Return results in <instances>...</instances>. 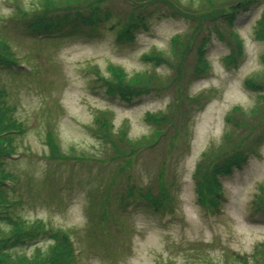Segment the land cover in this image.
<instances>
[{
    "label": "rangeland",
    "instance_id": "obj_1",
    "mask_svg": "<svg viewBox=\"0 0 264 264\" xmlns=\"http://www.w3.org/2000/svg\"><path fill=\"white\" fill-rule=\"evenodd\" d=\"M17 1L32 8L37 0H0V34L11 41L21 67L33 69L26 74L0 66V87L7 89L16 118L27 128L14 141L18 156L8 159L4 167L15 178L7 183L8 198L15 204L9 214L74 232L78 264H254L256 245L264 242V211L253 213L250 201L264 180V137L254 151L247 150L241 166L219 176L223 192L219 209L198 203L193 173L203 151L217 145L227 151L228 145L223 144L230 128L226 113L234 106L249 110L264 97V88L257 91L244 84L252 72L264 73V40L256 31L264 15V0H253L246 8L234 5L233 24L216 23L223 39L210 24L204 52L209 68L198 78L193 67L199 37L182 47L176 58L170 39L177 34L184 38L192 32V24L181 15H171L163 4L141 8L143 26L131 28V39L118 40L116 34L133 12L125 0L106 2L113 14L95 29L72 20L73 32L59 29L52 33L57 37L47 39L10 21L7 24ZM171 2H192L191 10L200 8L198 0ZM237 35L243 42L242 54L227 64ZM151 50L159 51L166 63L154 65L143 59ZM111 64L128 76L157 73L169 79L171 86L129 101L121 99L108 93L88 69L95 65L101 77H108ZM180 73L191 95L211 94L190 109L182 126L175 121L179 128L175 136L169 127L157 144L140 149L133 157L126 156L127 151L132 154L129 147H122L125 150L117 157L109 143L99 140L95 129L101 124L96 125L94 119L103 112L113 114L110 136L116 138L114 134L122 131L131 140L149 135L148 112L163 110L178 117L177 106L170 112L169 107L180 89ZM215 161L211 157L200 176ZM126 164L130 166L121 168ZM131 182L150 187L153 193L166 189L171 212L156 211L137 193L128 198L125 191ZM104 209L102 221L99 212ZM0 226H8L4 218ZM50 234L17 251L30 254L36 247H46L53 240Z\"/></svg>",
    "mask_w": 264,
    "mask_h": 264
},
{
    "label": "trees",
    "instance_id": "obj_2",
    "mask_svg": "<svg viewBox=\"0 0 264 264\" xmlns=\"http://www.w3.org/2000/svg\"><path fill=\"white\" fill-rule=\"evenodd\" d=\"M108 1L110 0H37L32 8L17 1L7 24L9 25L10 21L12 26H20L32 33L41 34L42 38L47 39L57 37L58 35L53 34L58 32L59 29L65 28L66 31L70 30L69 32H73L76 25L72 24V20H78L82 25L95 29L113 14L109 6L105 5ZM125 1L131 5L133 12L131 15H126V18L130 15L129 20H125L123 24L121 22L120 28L116 30L118 40L131 39V28H136L138 25L143 26L144 18L138 12L141 8H145L148 5L163 4L164 7L170 9L171 15H181L184 19L191 22L192 32L188 33L184 38L177 34L170 39L171 50L177 58L181 55L180 49L182 47L191 45L195 38L199 37V45L196 47L197 62L193 67V74L198 78L209 68L208 63L204 59V52L210 38V24L214 25V31L223 39V34L216 27V23L219 20H225L232 25L236 13L234 5L239 3V6L246 8L249 2L253 0H221L223 2L221 4H216L215 0H198L200 2L199 7L201 8L198 10L190 9L188 5L193 4L192 2L180 5L179 3L173 4L171 0ZM134 13L137 14L136 19H132ZM124 19L123 17L122 20ZM256 31L257 37L264 40V15L257 22ZM234 39V46L226 59L227 64L235 62V55L242 54V40L239 39L238 35ZM143 59L152 62L154 65L165 62L164 57H162L159 51L155 50L144 54ZM262 60L264 61V54ZM19 64L20 59L17 58L11 41L0 34V66L7 67L13 72L18 73L20 71L17 69ZM88 69L94 72L95 81L103 85L108 93L116 94L119 98L127 101L140 94L151 91L159 92V89H166L171 86L169 79L161 78L157 73H135L132 76H128L122 68L111 64L108 66V77H101L95 65L89 66ZM21 70L26 73V70ZM31 71L33 69L30 67V71L26 74H31ZM176 75L178 76V72H176ZM174 78L176 76H173ZM179 78L177 86L179 85L180 89H177V92L175 91L176 94L173 95L175 97L172 99L169 107L170 112L172 106H177L179 110L178 117H174L176 116L175 114L173 116V114H168V112L163 110L148 112L146 120L152 128L149 135H144L138 140H131L122 131L114 134L117 135L116 138L110 136L113 126V114L103 112L94 119L96 125L99 122L101 124L95 129V131L99 132V140L103 143H109L117 157L120 151L125 150L122 147H129L132 154L127 151L126 156L132 155L133 157L140 149H144L148 145L157 144L169 127L172 128V136H175L179 129L176 122H179L182 126V121L184 122L188 118L190 109L194 105L203 104L211 94V91H207V97L204 95V92L191 95L188 92L187 86L189 84L186 82L187 79L181 73L179 74ZM244 84L249 89L262 91L264 88V73L260 71L252 72L244 78ZM9 98L7 89L0 87V218H4L8 223L7 227L0 226V264H78L79 251L72 240L74 232L71 230L62 231L61 229H53V227H48L40 219L29 221L19 215L9 214L10 209L15 204L10 202L6 189H8L7 183L14 182L15 178L4 167L8 159L18 155L17 145L14 143L15 138L23 135L27 129L25 122L16 118L14 114L15 108L10 103ZM225 119L230 125L229 131L224 134L223 139V144L228 145L227 151L222 149L220 151V146L222 145H217L203 151L193 173L197 201L203 207L209 209H219L220 206V198L223 192L219 189V176L230 173L235 166H241L240 164L245 159L247 150L254 151L255 146L263 140L264 97L249 110H245L240 106L232 107L226 113ZM102 126L107 128L100 132L99 128ZM244 133L247 136L243 135ZM251 134L252 138L250 141L248 139L251 137ZM244 141H246V144ZM118 142L123 143L121 147L118 145ZM219 155H224V157L219 159ZM211 157H216V161L210 169L203 171V176H200V173L204 170L205 163H209ZM127 163L131 162L127 160ZM128 166L130 164L121 165V168H127ZM118 174L116 173V176ZM160 185L162 184L160 183ZM125 192L128 198L137 193L143 201L150 204L156 211L161 213L171 212L170 194L164 188L153 193L150 187L140 188L132 183L126 186ZM250 206L253 213L264 211V180L258 184L257 191L253 194L250 201ZM105 212V209L99 212V220H105ZM47 232H51L50 235L53 238L51 244L46 247H36L30 254L25 252L19 253L17 251L19 246L30 244L33 240L46 235ZM253 261L254 264H264V242L256 245Z\"/></svg>",
    "mask_w": 264,
    "mask_h": 264
}]
</instances>
